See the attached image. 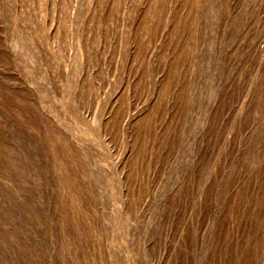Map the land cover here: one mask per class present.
Returning a JSON list of instances; mask_svg holds the SVG:
<instances>
[{
  "label": "rangeland",
  "instance_id": "1",
  "mask_svg": "<svg viewBox=\"0 0 264 264\" xmlns=\"http://www.w3.org/2000/svg\"><path fill=\"white\" fill-rule=\"evenodd\" d=\"M0 264H264V0H0Z\"/></svg>",
  "mask_w": 264,
  "mask_h": 264
}]
</instances>
